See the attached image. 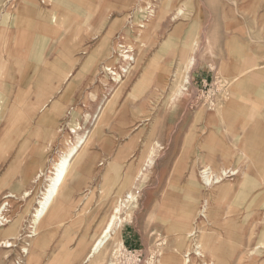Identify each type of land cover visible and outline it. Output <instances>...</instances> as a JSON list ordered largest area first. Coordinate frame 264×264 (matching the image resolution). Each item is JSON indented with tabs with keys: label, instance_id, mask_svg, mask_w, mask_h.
Segmentation results:
<instances>
[{
	"label": "rangeland",
	"instance_id": "rangeland-1",
	"mask_svg": "<svg viewBox=\"0 0 264 264\" xmlns=\"http://www.w3.org/2000/svg\"><path fill=\"white\" fill-rule=\"evenodd\" d=\"M150 1L154 17H148L145 1L131 0L120 14L106 18L104 31L90 48L75 50V60L90 57V62L82 80H75L74 97L59 95V107L47 100L48 106L23 108L25 101L34 103V86L49 88L55 68L48 56L38 63L36 48L29 43L12 49L8 32L25 26L17 16L22 0H0V18L6 15L8 30L0 40V143L6 142L0 144V205L9 202L0 242L13 244L0 248V264H18L20 259L22 264H107L118 244L115 238L121 239L127 224L142 235V264H182L197 243L213 264H264V80L249 81L246 59L243 72L233 75L214 65L227 58L237 66L238 54L253 52V62L263 66L264 7L249 13L252 0H177L171 13L169 0ZM39 4L48 7L52 0ZM182 4L184 14L173 18ZM146 21L147 27L140 29ZM59 22L57 17L54 24ZM249 23L256 29H247ZM127 54L132 58L124 59ZM81 69L79 65V74ZM43 71L48 81L35 79ZM178 88L182 93L175 99ZM42 124L51 127L41 129ZM75 126L82 127L80 133L93 129L94 141L81 169L92 168L95 179L73 207L60 201L52 219L37 228L38 236L28 237L49 170L67 139L75 141ZM37 157H42L38 165ZM209 166L218 176L223 168L239 171L208 186L201 171ZM143 168L145 175L138 179ZM41 171L45 175L37 177ZM181 184L185 190L172 191ZM129 189L137 201L123 214L131 213L88 259L106 219ZM192 230L197 234L189 236ZM191 257V264H205L194 253Z\"/></svg>",
	"mask_w": 264,
	"mask_h": 264
},
{
	"label": "crops",
	"instance_id": "crops-1",
	"mask_svg": "<svg viewBox=\"0 0 264 264\" xmlns=\"http://www.w3.org/2000/svg\"><path fill=\"white\" fill-rule=\"evenodd\" d=\"M130 1L131 0H52V4L48 7H43L39 4V0H22V2L18 4L17 16L23 19L22 21L25 26H22V28H15L11 33L8 32L7 42L10 43L11 41V46L14 51L21 49V47L25 46V43L31 44L29 46L36 48L37 50L35 52V60L37 59V62L39 63L40 59L44 56H48V58H50L49 63H53L52 65L55 68V72L51 75L52 77L50 76L51 84H49V88L43 87L45 85L43 83L39 84V87L34 86V88H32V90H34L32 96L35 97L34 103H28V105L27 101H25L23 108L48 106L47 100H49V102H56L54 105L59 107V95L74 97L71 90L75 86V80H82L81 76H83L84 67L86 65L89 66L90 62V57L84 62H80L81 60H75V50L79 51L90 48L92 40L96 37L98 38L101 32L104 31L106 27V18L120 14L119 11L121 8L124 5H127ZM57 17L60 18V22L56 25L54 23ZM90 18L93 19L91 20ZM94 18L96 23H93ZM22 21L20 22L22 23ZM7 31L8 30L4 32V35H6ZM50 47L54 48V53H47V48ZM92 47L96 46L93 45ZM99 48L100 44L94 49ZM236 49L238 48L236 47ZM242 50H245V48H242ZM97 52L99 54V51ZM160 55L162 56V59L168 60L169 58V56L165 57L161 53ZM240 55L242 57L241 60L236 63L237 66L231 64L227 58H222L220 61H216L214 65H218L221 69L225 67V71L228 75L238 74L239 72H243L245 67V52L238 54V56ZM79 65H82L81 74L78 72ZM35 67L37 68L38 66ZM75 69L76 72L74 71ZM199 69L200 68H197L195 71L199 72ZM43 72L44 73L37 72L35 74V79L48 81L47 79L49 78L44 76L46 75V72ZM17 96L25 97V94L23 95L19 93ZM243 111L244 110L241 109L239 113ZM50 112L51 114H54V110L48 112L51 116ZM50 127L51 126L42 124L40 128L46 129ZM0 144L4 145L6 142L2 140ZM19 144H21V142H19ZM25 144H27L26 139H24V145ZM182 151L183 150L180 149L178 155L181 156L183 153ZM7 153L8 150L6 154ZM262 153H264V149ZM30 161H32L31 158L25 163L24 179L26 181L31 174L29 170L32 168V163L27 165V162ZM41 161L42 157H37V165L40 164ZM4 175L7 176V174H3V176ZM93 179H95V174L92 168L81 169L77 172L75 178L65 191V196L62 201L67 208L74 206V202L78 199L81 193L87 191L86 188ZM100 188L101 185H99V189ZM185 189V186L181 184L172 191L181 193ZM120 238L125 245L130 247L138 248L142 245V235L132 224L124 225L121 228Z\"/></svg>",
	"mask_w": 264,
	"mask_h": 264
},
{
	"label": "bare ground",
	"instance_id": "bare-ground-1",
	"mask_svg": "<svg viewBox=\"0 0 264 264\" xmlns=\"http://www.w3.org/2000/svg\"><path fill=\"white\" fill-rule=\"evenodd\" d=\"M142 1L146 2V6L147 7L145 8V11L149 15L148 17L149 18L150 17H154L155 13H156V11H155L156 8L152 5V2L150 0H142ZM181 2H182V0H181ZM169 3H170V5L168 6V9L172 13V11L176 10L177 0H169ZM211 4H213V3H211ZM44 5H46V4H44ZM156 5H158V4H156ZM262 7H264V0H252L250 3H248V8H250V12L249 13H253V12L257 11L259 8H262ZM140 9H142V7ZM184 9H185V6H183V4L181 6H179L177 8V11H175L173 18L182 16L184 14V11H185ZM239 10H240V8L237 9V11H239ZM167 16H169V15H167ZM260 16H261V18H264L263 14H260ZM254 21H256V20L254 19ZM6 23H7V17H6V15H4V16H2L0 18V40H2V41L4 40V36H6V35H4V32L7 29ZM147 23H149V21H146L145 23H141L140 29L141 28L145 29L147 27ZM262 24H264V21H263ZM262 24L259 25V26H262ZM248 25L249 26H248L247 29H253V30L256 29V26L250 25V23ZM136 26H138V25H136ZM261 28H264V25ZM149 29L147 30V32L149 31ZM251 36L252 35H250V39H251ZM251 40H254V39H251ZM197 41H198V39H197ZM123 48H125V47L123 46ZM249 48L251 49L252 46L249 45ZM251 50L253 51V48ZM127 53H130V52H127ZM132 56L130 57V55L127 54V55H125L124 59H130V58H132ZM245 59H246V62L249 64V66L247 68L248 71L246 72L250 76L249 81H251L253 79H257V80L263 81L264 78L262 79L261 76L264 75V64L262 66V64H260V63L255 64L253 62V59H254V53L253 52L249 56L247 55L245 57ZM244 61H243V63H244ZM135 63H136V61H135ZM125 68L127 69L128 67H125ZM109 71H111V69ZM65 81H66V79H65ZM250 88H252V87L250 86ZM181 93H182L181 88L176 89V93L174 95V98L176 99V97H178ZM106 97H108V96H106ZM102 103H103V101H102ZM103 108H105V105L104 106L102 105L101 108H98L100 111H99V113L96 116L97 119H98L100 113L102 112ZM87 116L89 117L90 115L88 114ZM79 130H82V127L75 126L74 128L71 129V132L73 134H75V141L73 142L69 138L67 139V141L65 142V150L63 151L62 154H60L58 160H56L52 164V167L49 170L48 183L46 184L45 189L43 190L41 196L38 198L37 206L35 208V212H34V215H33V217H34L33 218V225H32L33 230H32L31 234L27 235L28 237L38 236L39 233L37 231V228L39 227V225H41L42 223H48L52 219V217L56 214V211L58 210V206L62 203V202L60 203V201H63V198L65 196V191L67 190L68 186L73 181V179L75 178V176H76L77 172L79 171V169H81L82 162H84L87 159L88 148L90 147V145L94 141V137H92L93 129L92 130H88L87 129L88 131H85L84 133H80ZM53 134L55 136V134H56L55 130H54ZM54 136H52V137H54ZM156 144L160 146V143L158 141L156 142ZM144 170H145V168L141 169V171L139 172V175L137 176L138 179L145 175ZM212 170L213 169H211V167L209 166V168L206 167L204 170L201 171L202 178L204 179V183L207 184L208 186L212 185V183L220 182L221 181L220 179H222V176H228V173H230L229 176H233V175H236L238 173V171H239V170H235V169L224 170V168H223L222 169L223 170L222 171V176H220V175L218 176V174L214 173ZM42 174L45 175V173L43 171H41L40 173H38L37 177H41ZM131 190L127 191L123 198L118 199V201H117L116 205L114 206L112 212L110 213V215L106 219L105 225H104V227H103V229L101 231L100 236L94 242V244H93V246L91 248V251H90V253L88 255V259L93 257L95 255V253L99 252L105 246V244L107 243L109 238L112 237V235L114 233H116V231L121 227L123 221L125 220V217H128V215L131 213L130 210H128V211H126V216H124V214H123L125 208L129 207L131 205V203H133V201H137L136 195ZM24 193H25L26 196L30 195V193L27 192V191L24 192ZM11 195H13V194H10L8 196H11ZM8 206H9V202L7 200L4 201L0 205V227L4 226L6 224V222H8V218L6 217V215L8 213ZM207 206H208V203H205V205L202 208L203 210L201 211V213L203 214V217L207 216L206 215ZM193 231H195V230H192V232L189 233V236H194L195 234H197L196 232H193ZM36 239H38V237ZM115 241H117L118 244L114 245V252L116 250L120 249L124 245L122 243V240L119 239V238L118 239L115 238ZM37 242L39 243L40 240L38 239ZM12 245L13 244H12V242L10 240H6V241L2 240V242H0V248L1 247H6L7 248V247H11ZM29 250L30 249L28 247L23 248V252L25 254H29ZM192 253H194V255L202 258L204 260L203 262L205 264H213V262L211 260H207L206 259L207 258L206 249H202V245L198 244V243L193 248V251H189L188 250L184 254V258L185 259H184L182 264H191L192 263V257H191Z\"/></svg>",
	"mask_w": 264,
	"mask_h": 264
},
{
	"label": "built area",
	"instance_id": "built-area-1",
	"mask_svg": "<svg viewBox=\"0 0 264 264\" xmlns=\"http://www.w3.org/2000/svg\"><path fill=\"white\" fill-rule=\"evenodd\" d=\"M111 69V71H109ZM112 68H107L113 77L117 76ZM143 250L130 247L124 244L120 249L116 250L107 264H142L143 263ZM23 260H19L18 264H22Z\"/></svg>",
	"mask_w": 264,
	"mask_h": 264
}]
</instances>
